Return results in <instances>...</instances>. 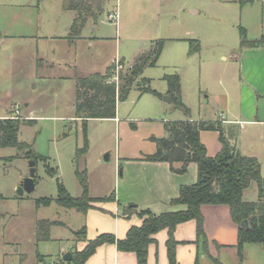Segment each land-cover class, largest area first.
<instances>
[{"label":"rangeland","instance_id":"obj_1","mask_svg":"<svg viewBox=\"0 0 264 264\" xmlns=\"http://www.w3.org/2000/svg\"><path fill=\"white\" fill-rule=\"evenodd\" d=\"M96 1L100 3L97 18H88L73 39H69L73 11L63 8V0L40 1L39 27L48 36L38 47L47 60L42 68L36 70L31 57L36 45L18 42L0 50V117L9 114L18 121V140L38 156L34 190L16 195L31 159L25 149L0 148V264H65L62 256L74 247L73 232L83 226L84 215L54 200L39 203L42 198H56L59 184L78 197L83 189L79 175H83L90 197L109 198L117 193L116 177L124 157L154 145L147 135L163 131V121L214 119L221 117L224 106L228 109L224 115L231 117L236 108L224 87L238 74L232 54L239 48L240 28L248 38L264 30V0ZM160 40L163 47L156 63L142 70L146 80L137 84L138 79L127 97L117 102V120L82 121L74 116L76 76L103 73L113 61L116 75ZM175 73L180 76L187 114L166 100L164 77ZM140 86L151 91L141 92ZM130 122L137 128L132 129ZM203 136L210 149L216 148L214 131ZM247 138L241 135L239 141ZM251 146L259 150L264 165V138ZM257 195V183L251 181L242 199L253 201ZM102 201L107 202H95ZM44 220L52 222L46 230L48 238L41 237Z\"/></svg>","mask_w":264,"mask_h":264},{"label":"trees","instance_id":"obj_2","mask_svg":"<svg viewBox=\"0 0 264 264\" xmlns=\"http://www.w3.org/2000/svg\"><path fill=\"white\" fill-rule=\"evenodd\" d=\"M96 0H63V8L73 10L75 16L70 26L69 39L77 38L80 30L88 18L95 20L100 10ZM264 46V35L256 39H249L243 28H240L239 47ZM163 47L159 41L150 51L142 54L124 70H118L114 75V61L108 65L103 73L93 72L84 76H76L74 89L75 117L86 121L89 118H114L118 101L124 100L131 87L138 79L141 84L146 79L141 77L145 66H153ZM195 50H198L196 47ZM191 48V52H194ZM123 65L122 61H117ZM167 94L170 101L180 108L184 114L188 108L181 100L180 76L178 73L166 75ZM141 92L151 91L148 86H140ZM134 128L135 124L130 123ZM19 123L15 118H0V148L14 146L25 149L26 157L35 160L38 156L31 146L19 141L17 131ZM164 134L162 137L150 136L155 143V151L142 155L143 160L167 162L170 170L176 173H185L190 162L196 164V180L192 184L181 185L176 197L170 200L171 204H182L185 207L176 211H167L154 214L149 209H137L135 204L120 205L121 215L129 217L133 214L141 218V224L132 225L123 238H116L112 233H101L93 239H86L85 227L73 232L75 240L85 241L80 250H71L70 261L66 264H84L85 260L93 254L96 247L105 243L115 244L119 251L133 252L137 264H147L148 246L156 243L154 235L160 230H166L165 240L168 264H176L175 248L178 241L175 239V228L179 223L194 220L197 240L206 244L207 238L203 229V214L201 208L206 204H224L228 206L229 214L237 226V241L234 245L237 252V264L244 260V245L254 243L264 246V177L260 173V163L254 156L242 155L235 147V140L239 128L235 124H223L219 119L215 121L179 120L163 121ZM211 130L218 133L221 144L218 152L209 156L205 145L201 142V131ZM85 147L82 149L84 151ZM82 193L78 197L70 196L64 187L59 184V195L56 198H42L39 203L48 205L52 200L64 208H73L84 213L94 207L97 200H113L109 198H94L87 193L85 177L79 175ZM251 181L257 183L258 195L253 201L242 199V191ZM246 220L248 226L241 222ZM52 222L44 220L43 238H48L47 228ZM41 225H43L41 223ZM39 225V230H41ZM219 247V245H217ZM216 264H221L213 258Z\"/></svg>","mask_w":264,"mask_h":264},{"label":"crops","instance_id":"obj_3","mask_svg":"<svg viewBox=\"0 0 264 264\" xmlns=\"http://www.w3.org/2000/svg\"><path fill=\"white\" fill-rule=\"evenodd\" d=\"M40 1L42 0H0V50L3 47L7 49L8 44L18 42L30 46L36 45L37 50L31 54L36 70L42 68L47 62L42 51L38 49L48 38L39 27ZM73 13L75 16L74 11ZM261 35H264V30L258 37L249 39H256ZM14 56L9 54L11 60ZM232 56L234 63L237 64L238 74L234 80L226 82L224 92L227 98L233 100L236 111L227 118L224 114H227L228 109L224 106L225 110L218 118H186L206 121L219 119L224 125H237L239 131L234 143L236 149L242 155L256 157L262 174L264 171L262 157L259 150L251 146V143L257 138H264V46L239 47ZM8 116L9 114L0 118ZM112 119L117 120V117ZM136 128L135 125L132 129ZM207 131L211 130L201 131L199 138L206 147L207 155L213 156L218 152L221 144L218 133L214 131L218 144L216 148L210 149L203 136ZM163 134L164 130H159L156 133H150L147 138L149 139L152 135L162 137ZM241 135H247L248 138L241 142L239 141ZM152 143L154 145L149 146L144 152L124 157L122 172L116 177L118 188L115 198L107 202H93L94 207L83 213L82 222L86 239H93L101 233H112L116 238H123L130 226L141 224V218L135 214L129 217L121 215L120 205L135 204L137 209H149L154 214L176 211L185 207L182 204H171L170 200L177 196L181 185L195 182L196 164L190 162L187 172L176 173L170 170L167 162L143 160L141 158L143 154L155 151V143L153 141ZM201 211L207 242L202 244L197 240L194 220L179 223L174 232L175 239L178 241L175 248L176 264H216L213 258L221 264H228L227 262L237 264V252L234 247L237 241V226L230 217L228 206L206 204L202 206ZM154 237L156 243L148 246L147 264H168L165 246L166 230H160ZM85 243L82 240H75L74 247L68 251L80 250ZM244 255L242 264H264V246L246 243ZM84 264H137V260L133 252L119 251L115 244L105 243L97 246Z\"/></svg>","mask_w":264,"mask_h":264},{"label":"water","instance_id":"obj_4","mask_svg":"<svg viewBox=\"0 0 264 264\" xmlns=\"http://www.w3.org/2000/svg\"><path fill=\"white\" fill-rule=\"evenodd\" d=\"M137 84H140V81H138ZM166 100H169V98L167 97ZM105 157L107 159L108 155L106 154ZM34 175H35L34 160H30L28 175L24 177L23 180L18 185L16 189V195H21L24 191L31 192L34 190V187H35ZM241 224L243 226H248V223L246 220H243ZM71 258H72V255L70 251L65 252L62 256L63 261H70Z\"/></svg>","mask_w":264,"mask_h":264},{"label":"built area","instance_id":"obj_5","mask_svg":"<svg viewBox=\"0 0 264 264\" xmlns=\"http://www.w3.org/2000/svg\"><path fill=\"white\" fill-rule=\"evenodd\" d=\"M108 17H109L110 19H114V18H116V14H109Z\"/></svg>","mask_w":264,"mask_h":264}]
</instances>
